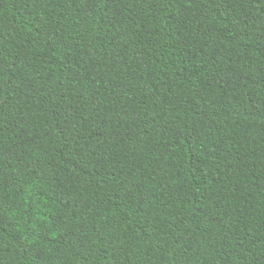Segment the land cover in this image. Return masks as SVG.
I'll use <instances>...</instances> for the list:
<instances>
[{"label":"trees","instance_id":"16d2710c","mask_svg":"<svg viewBox=\"0 0 264 264\" xmlns=\"http://www.w3.org/2000/svg\"><path fill=\"white\" fill-rule=\"evenodd\" d=\"M0 264H264V0H0Z\"/></svg>","mask_w":264,"mask_h":264}]
</instances>
